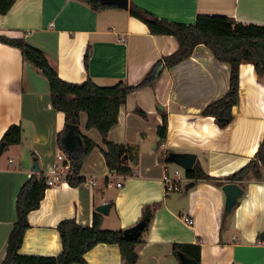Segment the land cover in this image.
<instances>
[{
  "label": "crops",
  "instance_id": "0c3cea01",
  "mask_svg": "<svg viewBox=\"0 0 264 264\" xmlns=\"http://www.w3.org/2000/svg\"><path fill=\"white\" fill-rule=\"evenodd\" d=\"M129 1L177 23L192 24L198 14H211L264 25V0ZM0 35L23 38L40 49L65 81L89 78L108 86L150 80L127 95L106 136L110 142L138 145L134 173L119 175L107 168L101 134L85 127L86 114L80 112L81 134L96 143L79 172L85 180L45 189L39 206L27 214L20 254L58 255V222L73 218L89 226L102 203L110 204L107 214L100 213L103 229H126L141 219L144 205L158 203L144 241L135 246V264H179L174 244L199 245L198 264H264V167L259 178L248 174L235 181L244 194L225 212L221 186L210 181L186 178L177 195L166 194L162 177L170 171L168 162L159 160L166 151L194 153L205 173L224 177L253 157L264 137V76L251 63L239 65L238 102L231 108V120L219 126L201 111L228 91L229 64L197 44L186 59L162 67L163 58L178 47L176 39L151 34L128 10L92 9L80 0H14L0 14ZM163 113L167 132L158 146ZM10 124L20 125L21 142L0 152V262L16 220L17 193L37 173L31 170L33 160L44 175L69 172L56 143L64 114L51 105L47 79L23 59L19 48L0 41V137ZM58 154L65 159H57ZM83 256L87 264H125L117 244H96Z\"/></svg>",
  "mask_w": 264,
  "mask_h": 264
},
{
  "label": "trees",
  "instance_id": "16d2710c",
  "mask_svg": "<svg viewBox=\"0 0 264 264\" xmlns=\"http://www.w3.org/2000/svg\"><path fill=\"white\" fill-rule=\"evenodd\" d=\"M92 9H103L98 0H80ZM14 0H0V14H4ZM128 12L132 17L141 20L151 34L173 36L178 44L177 49L163 58L162 67H171L190 56L197 44H205L213 56L230 66L228 91L209 102L201 114L226 119L219 122L225 126L232 117L231 108L238 102L239 65L251 63L259 77L264 76V25L244 24L226 15L198 14L194 23L183 24L159 18L149 11L129 1ZM0 41L17 47L23 59L31 63L48 81L51 105L63 112L64 125L56 135V143L66 156L69 173L65 181L76 186L84 182L80 169L85 157L96 146V143L79 130V113L86 114L85 127L95 128L101 134L105 145L101 149L107 168L119 175H132L138 162L139 147L132 143H114L106 139L109 129L117 122L119 106L125 102L127 95L134 89L146 85L150 80L144 78L136 85L123 81L108 86H100L91 79L82 83L69 82L61 79L56 70L48 63L44 53L37 47L27 43L23 38H9L0 35ZM87 55L84 57L86 64ZM140 112V111H139ZM142 114V113H141ZM162 123L157 128L158 146L165 139L167 132V116L162 114ZM70 137V141L67 139ZM21 142V127L10 124L0 137V151ZM166 151L159 160L170 162ZM264 167V137L260 141L253 157L238 170L224 177H212L205 173L195 162L192 169L184 171L189 180H205L222 186L225 182L240 181L248 174L259 178ZM45 175L40 171L33 173L21 185L15 200L16 220L13 223L7 240L6 253L0 264H87L84 253L99 243L117 244L125 264H135L137 253L135 246L144 241L154 210L158 203L147 204L142 208V216L147 217L141 235L133 241L123 237L124 229H103L100 226L101 215L93 213L89 226L78 224L75 219L67 218L58 222L56 228L61 240V251L56 256L22 255L19 248L25 230L28 228L27 214L39 206L43 198ZM190 254L197 264L200 261L199 245L174 244L173 252Z\"/></svg>",
  "mask_w": 264,
  "mask_h": 264
},
{
  "label": "water",
  "instance_id": "95a60500",
  "mask_svg": "<svg viewBox=\"0 0 264 264\" xmlns=\"http://www.w3.org/2000/svg\"><path fill=\"white\" fill-rule=\"evenodd\" d=\"M98 1L103 6H113V7L122 8L124 10H127L129 6L128 0H98ZM216 121L218 123L225 122L226 119L218 118ZM67 141H70V137L67 139ZM166 156L170 162L181 167L184 171L191 170L196 159V155L194 153H188V152L168 151L166 153ZM31 170L35 172L39 171V165L36 159L33 160ZM221 189L225 195V212H229L232 209V207L237 203L238 198H240L244 194L243 189L235 182H226L221 186ZM109 207L110 204L105 202L100 205H97L95 210L99 213L107 214ZM146 221H147V217H143L134 225L124 229L123 232L124 239L127 241L136 240L141 235L145 227ZM176 257L179 264H197V261L193 257L187 255L182 251H178L176 253Z\"/></svg>",
  "mask_w": 264,
  "mask_h": 264
},
{
  "label": "built area",
  "instance_id": "2783aa9c",
  "mask_svg": "<svg viewBox=\"0 0 264 264\" xmlns=\"http://www.w3.org/2000/svg\"><path fill=\"white\" fill-rule=\"evenodd\" d=\"M57 159L64 160L65 157L62 154H58ZM66 167L69 168L68 163H66ZM183 172H184V170H183ZM68 173L63 175L58 170H53L49 174L45 175V186H46V188L58 186V185L62 184L63 182H66L65 176ZM185 180H186V177L185 178L181 177L180 171L178 169L174 170L172 173L166 172L162 177V181L164 183L165 193L168 194L171 192L180 191L182 189V183ZM120 185H121L120 183H116V186H120ZM182 218L186 224H189V225L192 224V219L190 217L183 216Z\"/></svg>",
  "mask_w": 264,
  "mask_h": 264
},
{
  "label": "rangeland",
  "instance_id": "374dc122",
  "mask_svg": "<svg viewBox=\"0 0 264 264\" xmlns=\"http://www.w3.org/2000/svg\"><path fill=\"white\" fill-rule=\"evenodd\" d=\"M167 165H168V169H169V171L172 173L174 170H176V169H178L179 171H180V175H181V177H183V178H185V175H184V172H183V169L181 168V167H179V166H177L176 164H174V163H172V162H168L167 163ZM184 185H185V183H183V187H184ZM185 188H183V190H184ZM175 195H177L176 194V192L174 193H171L170 194V196H175ZM263 231H260V233H262Z\"/></svg>",
  "mask_w": 264,
  "mask_h": 264
}]
</instances>
